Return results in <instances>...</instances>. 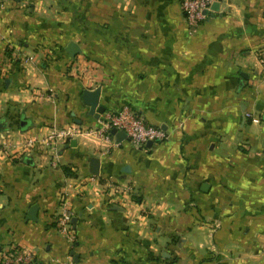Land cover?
<instances>
[{
  "label": "crops",
  "instance_id": "crops-1",
  "mask_svg": "<svg viewBox=\"0 0 264 264\" xmlns=\"http://www.w3.org/2000/svg\"><path fill=\"white\" fill-rule=\"evenodd\" d=\"M96 87L104 112L129 105L166 139L140 150L84 132L56 158L0 147V255L17 247L42 264H264V0H220L195 26L182 0L0 7V141L98 127L104 112L82 102ZM62 205L74 212L73 242L55 224Z\"/></svg>",
  "mask_w": 264,
  "mask_h": 264
},
{
  "label": "built area",
  "instance_id": "built-area-1",
  "mask_svg": "<svg viewBox=\"0 0 264 264\" xmlns=\"http://www.w3.org/2000/svg\"><path fill=\"white\" fill-rule=\"evenodd\" d=\"M12 0H0V7L4 6ZM220 0H182V10L185 19L189 26H195L199 22L205 20L208 14L212 12V6ZM32 56L25 57L24 61H29ZM245 116L252 121H257L258 118L252 112H246ZM99 126L89 128L86 131L81 130L76 126L54 128L52 132L41 140H28L22 143H13L11 140L3 139L0 141V147H9L14 145L17 151L27 148H41L45 151L44 155L49 153L57 157L58 147L68 142L71 138L86 133L95 135L105 140H110L112 137L111 130L115 128L117 131H124L129 143L136 149L146 150L148 142L153 144L160 143L167 137L166 131L159 125L146 122L138 112L129 105H122L114 111L104 112L100 118ZM109 186V185H108ZM117 188V187H115ZM120 189V188H119ZM130 190L129 186H126ZM66 204V203H64ZM74 212L68 205H62L59 214L57 215L55 224L57 229L64 234L69 242L74 241V233L72 231V218ZM34 259L32 253L27 248L13 247L0 255V264H33ZM57 264H78L71 257Z\"/></svg>",
  "mask_w": 264,
  "mask_h": 264
},
{
  "label": "water",
  "instance_id": "water-1",
  "mask_svg": "<svg viewBox=\"0 0 264 264\" xmlns=\"http://www.w3.org/2000/svg\"><path fill=\"white\" fill-rule=\"evenodd\" d=\"M213 10L218 9V3L216 2L212 6ZM67 51L74 56L77 52L80 51L78 45L74 42H71L67 48ZM100 95H101V88L96 87L95 89H84L82 92V102L85 106L88 107L89 114L99 116L102 112H104V106L100 104ZM164 128V127H162ZM6 129V125L4 121L0 120V133ZM111 134L116 137V140L119 142L126 138V133L124 131H117L115 128L111 130ZM74 143V142H73ZM148 147L152 146V142H148ZM27 161H31L30 158ZM91 172L94 174L98 173L99 161L97 158H91ZM124 170H129L128 167L124 168ZM207 184H203L202 189H205ZM38 212V206L36 204L32 205L28 211L27 218L34 220L36 219V215ZM34 264H42V263H34Z\"/></svg>",
  "mask_w": 264,
  "mask_h": 264
}]
</instances>
